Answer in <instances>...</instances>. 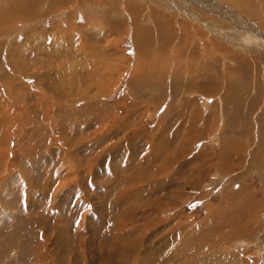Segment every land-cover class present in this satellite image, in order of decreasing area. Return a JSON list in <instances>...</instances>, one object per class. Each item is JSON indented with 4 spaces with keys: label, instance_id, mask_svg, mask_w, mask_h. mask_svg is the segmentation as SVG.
<instances>
[{
    "label": "rangeland",
    "instance_id": "obj_1",
    "mask_svg": "<svg viewBox=\"0 0 264 264\" xmlns=\"http://www.w3.org/2000/svg\"><path fill=\"white\" fill-rule=\"evenodd\" d=\"M198 1L0 0V264H264V0Z\"/></svg>",
    "mask_w": 264,
    "mask_h": 264
},
{
    "label": "bare ground",
    "instance_id": "obj_2",
    "mask_svg": "<svg viewBox=\"0 0 264 264\" xmlns=\"http://www.w3.org/2000/svg\"><path fill=\"white\" fill-rule=\"evenodd\" d=\"M192 1H193V3H195V4L197 3V4L199 5V3H198L199 1H198V0H192ZM197 1H198V2H197ZM201 1H202L203 4L205 3V0H201ZM60 4H62V2H60ZM83 4H84V3H83ZM190 4H192V3H190ZM172 6H173V4H172ZM214 6H215V5H214ZM206 7H207V6H206ZM209 9H212L211 12H212L213 14H215V15L217 14V12H216V10H215L214 8H209ZM204 10H205V9H204ZM206 10H207V9H206ZM207 11H208V10H207ZM208 12H209V11H208ZM160 22H161V21H160ZM161 23H162V22H161ZM222 34H223V36H224L225 39H228L227 41H231L232 43H235V41L233 40L232 35H231L229 29L227 30V33H226V31H223ZM247 37H249V36H245L243 39H245V38H247ZM225 39H224V40H225ZM250 40H251V39H250ZM253 40H255V39H253ZM251 42H253V41H251ZM251 42H250V43H251ZM254 42H256V41H254ZM254 42H253V43H254ZM228 43H229V42H228ZM242 43H243V42H242ZM253 43H252V44H253ZM263 43H264V42H263ZM236 44H238V43L236 42ZM244 44H245V43H243V45H244ZM245 45H246V44H245ZM241 46H242V45H241ZM246 53H247V51H246ZM20 226H21V223L18 222V223L16 224L15 227L20 228ZM4 243H5V242H4ZM218 257H219V256H218ZM218 257H217V258H218ZM222 258H223V257H222ZM208 259H210V258H206L205 261H207ZM213 259H214V257H213ZM220 259H221V257H220L219 260H217V261H220ZM224 260H225V259H224ZM224 260H223L220 264H228V263H227L228 261H226V260L224 261ZM215 261H216V260H214V262H215ZM208 263H209V262H208ZM205 264H206V262H205ZM215 264H216V263H215Z\"/></svg>",
    "mask_w": 264,
    "mask_h": 264
},
{
    "label": "crops",
    "instance_id": "obj_3",
    "mask_svg": "<svg viewBox=\"0 0 264 264\" xmlns=\"http://www.w3.org/2000/svg\"><path fill=\"white\" fill-rule=\"evenodd\" d=\"M205 2H206V0H205ZM214 16H216V15L214 14ZM230 33H231V31H230ZM234 34H235V32H232V33H231V35H234ZM232 38H233V37H232ZM233 40H234V39H233ZM234 41H235V40H234ZM235 43H236V41H235ZM18 229H22V226H20V228H18ZM26 231L29 232L28 229H27Z\"/></svg>",
    "mask_w": 264,
    "mask_h": 264
}]
</instances>
